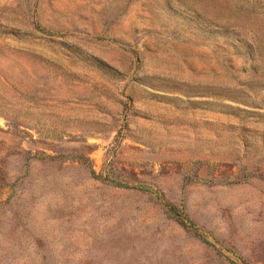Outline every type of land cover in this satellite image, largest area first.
Wrapping results in <instances>:
<instances>
[{"label": "rangeland", "instance_id": "374dc122", "mask_svg": "<svg viewBox=\"0 0 264 264\" xmlns=\"http://www.w3.org/2000/svg\"><path fill=\"white\" fill-rule=\"evenodd\" d=\"M0 264H264V0H0Z\"/></svg>", "mask_w": 264, "mask_h": 264}, {"label": "trees", "instance_id": "16d2710c", "mask_svg": "<svg viewBox=\"0 0 264 264\" xmlns=\"http://www.w3.org/2000/svg\"><path fill=\"white\" fill-rule=\"evenodd\" d=\"M185 226H188L187 224H186V222H183V221H181Z\"/></svg>", "mask_w": 264, "mask_h": 264}]
</instances>
